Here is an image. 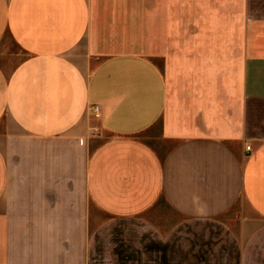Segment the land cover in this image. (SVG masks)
<instances>
[{"label": "crops", "instance_id": "0c3cea01", "mask_svg": "<svg viewBox=\"0 0 264 264\" xmlns=\"http://www.w3.org/2000/svg\"><path fill=\"white\" fill-rule=\"evenodd\" d=\"M0 45V264H264V0H0Z\"/></svg>", "mask_w": 264, "mask_h": 264}, {"label": "rangeland", "instance_id": "374dc122", "mask_svg": "<svg viewBox=\"0 0 264 264\" xmlns=\"http://www.w3.org/2000/svg\"><path fill=\"white\" fill-rule=\"evenodd\" d=\"M0 49H1V45H0ZM143 139L148 141L150 144H152L156 150L158 151V153L163 154L169 147L168 144L159 141L158 139L150 136V134H144ZM159 209V210H157ZM150 216L153 217V219L157 222V223H161L164 219L163 218H168L169 216H172V214L167 210L165 204L163 201H159L156 206H154L153 210L149 213ZM165 219V223L167 222Z\"/></svg>", "mask_w": 264, "mask_h": 264}, {"label": "built area", "instance_id": "2783aa9c", "mask_svg": "<svg viewBox=\"0 0 264 264\" xmlns=\"http://www.w3.org/2000/svg\"><path fill=\"white\" fill-rule=\"evenodd\" d=\"M94 109H97V106H94ZM246 149L249 150V147H247Z\"/></svg>", "mask_w": 264, "mask_h": 264}]
</instances>
